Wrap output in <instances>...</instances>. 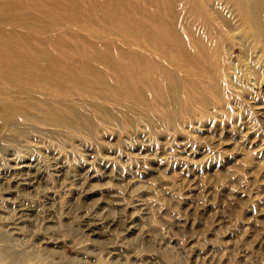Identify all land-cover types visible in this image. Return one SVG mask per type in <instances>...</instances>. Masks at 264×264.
Segmentation results:
<instances>
[{"label": "rangeland", "instance_id": "obj_1", "mask_svg": "<svg viewBox=\"0 0 264 264\" xmlns=\"http://www.w3.org/2000/svg\"><path fill=\"white\" fill-rule=\"evenodd\" d=\"M46 1L0 0L1 31L15 24L57 48L78 39L71 47L86 52L125 47L126 0H89L91 17ZM228 9L173 0L167 18L183 37L187 27L221 45L200 73L175 71L173 104L75 91L11 113L19 88L0 80V264H264V40L248 36L243 9L232 29L210 12Z\"/></svg>", "mask_w": 264, "mask_h": 264}, {"label": "bare ground", "instance_id": "obj_2", "mask_svg": "<svg viewBox=\"0 0 264 264\" xmlns=\"http://www.w3.org/2000/svg\"><path fill=\"white\" fill-rule=\"evenodd\" d=\"M57 1L61 0H47L46 2L49 6L57 5ZM219 1L233 11L234 8L236 11L243 9V14L239 17L228 9L230 14L224 15L227 18H223L222 14L216 11H210L217 18H221L220 26L232 29L231 23L237 17L242 21V25H248L250 29H253L251 32L248 31L250 33L248 36L253 39L254 34L257 33L264 40V12L262 13V8L259 9L262 0ZM66 2L70 3L67 7L69 14H80L87 11L86 16H93V11L89 9V0H66ZM79 3L85 4L86 7L82 8ZM125 3L124 21L121 25V36L125 40V47H120L121 49L117 45L114 47L104 43L107 47L112 46L114 49L95 52L81 51L71 47L79 41L78 39L71 45L63 42L58 44V48L55 44L49 47L47 38H43L34 30H25L15 24L3 31L0 29V80L6 82L10 88H19L14 92L15 95L11 96V113L22 111V107H16L14 103L25 104L35 110L41 109V105H46L43 108H47L48 101L41 100V95H64L75 91L94 94L102 100H106L108 94H117L119 97L137 102L146 109L147 107L152 109L151 100L159 104L165 101L173 104L176 96L181 94L180 78L175 71L188 73L191 76L203 71L201 59L206 57L208 49L211 48L209 46L212 43L209 46L207 44L211 39L213 29L207 28L208 43L187 27V36L183 37L176 30L173 18L169 17V20L167 18L173 0H139L138 5H133L131 0H126ZM62 4L63 1L58 5ZM137 7L140 9L135 15L133 10ZM47 13L53 19L58 18L56 14ZM111 15H115V12L113 11ZM88 24L91 29L98 27L93 21ZM43 29L49 32L51 26ZM232 35H235L234 32ZM63 38H66L65 34ZM255 43L259 46L258 41ZM213 44H215L214 41ZM220 47L221 45L218 44L211 48L214 50V55L221 53ZM117 48L120 51L115 50ZM242 48L245 52L248 51L247 46L244 45ZM260 52L263 56L264 49L262 48ZM106 71L110 74L114 84L110 82ZM214 84L216 83L212 79L211 89L214 88H212ZM190 85L194 86L195 90L194 81H191ZM148 93L149 98L145 96H148ZM171 94L172 99H168ZM201 94L200 92L199 96H202ZM200 100L203 102L202 98ZM26 110L29 113L28 109ZM28 116L41 121L40 117Z\"/></svg>", "mask_w": 264, "mask_h": 264}]
</instances>
